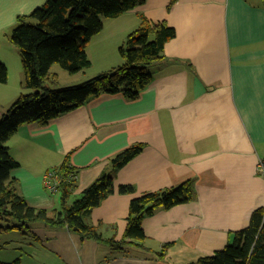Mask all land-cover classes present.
<instances>
[{
    "label": "crops",
    "instance_id": "crops-1",
    "mask_svg": "<svg viewBox=\"0 0 264 264\" xmlns=\"http://www.w3.org/2000/svg\"><path fill=\"white\" fill-rule=\"evenodd\" d=\"M45 1L0 0V60L13 65L17 77L20 54L8 36L17 16ZM140 14L165 20L176 34L148 67L152 80L137 98L100 94L46 124L20 126L5 143L18 162L10 175L20 193L48 211H61V192L45 189L43 177L67 154L76 170L70 204L109 168L112 156L143 145L117 170L113 192L82 217L101 239L36 221L30 235L23 234L28 247L20 264H189L223 248L264 206V172L258 170L264 159V0H144L104 21L96 40L123 43ZM9 76L3 89L17 97L24 87L21 80L11 87ZM2 103L0 113L8 105ZM187 178L193 200L157 208L142 220L144 240L121 242L133 197ZM121 184L134 191L119 193Z\"/></svg>",
    "mask_w": 264,
    "mask_h": 264
},
{
    "label": "trees",
    "instance_id": "trees-1",
    "mask_svg": "<svg viewBox=\"0 0 264 264\" xmlns=\"http://www.w3.org/2000/svg\"><path fill=\"white\" fill-rule=\"evenodd\" d=\"M144 0H46L26 15H19L8 38L20 54L23 79L21 86L32 89L19 93L8 108L0 113V234L12 230L30 235V224H65L68 228L94 239L101 235L93 226L83 222V215L96 207L114 190L119 168L134 158L142 149L141 143L132 144L109 160V168L96 177L70 204L67 200L75 185V169L67 154L55 170L65 176L59 190L61 211H48L31 206L19 190V181L10 175L18 166L10 154L6 141L20 126L28 123L46 124L53 118L73 110L103 93L120 92L127 100L138 97L149 85L152 75L148 67L162 58L167 41L175 28L165 20L153 22L144 14L119 47L123 63L102 71L79 83L57 88L58 76L50 71L53 64L70 73L90 65L85 47L93 35L99 33L106 19L116 18L132 10ZM8 71L0 63V83H6ZM75 174V175H73ZM72 175L73 177H69ZM193 179L155 192L142 193L129 202L124 239L142 241L145 234L142 220L157 208L172 206L194 199ZM119 193H132L134 187L121 184ZM110 242V240H108ZM120 242V243H121ZM167 248L163 245L162 251ZM0 264H20L18 258ZM189 264H264V206L254 209L246 227L229 235L227 244L212 254L202 255Z\"/></svg>",
    "mask_w": 264,
    "mask_h": 264
},
{
    "label": "rangeland",
    "instance_id": "rangeland-1",
    "mask_svg": "<svg viewBox=\"0 0 264 264\" xmlns=\"http://www.w3.org/2000/svg\"><path fill=\"white\" fill-rule=\"evenodd\" d=\"M104 21H106V25H108L109 19L108 20L106 19ZM101 37H102V34L100 38ZM97 38L98 36H96L95 34V36L90 39L87 46L85 47L86 53L88 55V58L91 61V64L87 68L83 69V74L79 72L70 73L67 70L61 68L58 64L52 65L50 71L52 73H56L58 76L57 85H56L57 88L79 83L82 80L93 76L94 74H96V72L98 73V71L102 68L106 67V68L112 69L123 63V58L119 52V47L121 46L122 42L119 41V39L116 41H111V40L106 39V40H103V42L102 41L99 42L96 40ZM2 62H4L3 64L6 66V68H9L7 69V71H9V74H10L9 76L10 84L9 85H11V87H13V85L17 87L16 85H18L19 80L22 81L23 75L21 74L18 77L15 76V73L13 72L14 70L13 65H10L8 61L0 60V63ZM16 65H18V67H20L21 69L20 56H19V61L18 63H16ZM109 66H113V67H109ZM109 69H105L104 71H107ZM0 88H1L0 100L1 99L4 100V103H2L1 105L8 104L6 105V107L5 106L3 107L4 108L3 111H4L16 99V97H13V94L12 96H9L8 92H6V90L3 89L2 84L0 85ZM29 91H32V89L23 88L21 92L27 93ZM23 238H24L23 234L17 230H12V231H9L8 233L7 232L1 233L0 234V261L8 262L16 258L22 257L23 252H26V247H28L26 245L27 240Z\"/></svg>",
    "mask_w": 264,
    "mask_h": 264
},
{
    "label": "built area",
    "instance_id": "built-area-1",
    "mask_svg": "<svg viewBox=\"0 0 264 264\" xmlns=\"http://www.w3.org/2000/svg\"><path fill=\"white\" fill-rule=\"evenodd\" d=\"M258 170L261 173L264 172V159L259 161ZM69 177H73V176L69 175L68 178ZM75 178H76V175H75ZM62 179H65V176L64 177L61 176V174L57 172L55 168H51L47 170L46 173L44 174V177H43L44 188L50 192H55L58 189Z\"/></svg>",
    "mask_w": 264,
    "mask_h": 264
}]
</instances>
